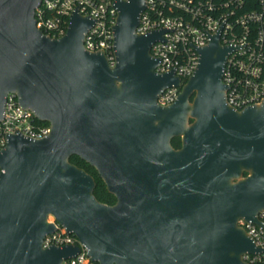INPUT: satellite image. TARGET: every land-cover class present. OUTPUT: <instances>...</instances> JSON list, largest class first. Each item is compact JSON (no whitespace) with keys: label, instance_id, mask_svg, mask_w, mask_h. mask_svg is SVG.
Instances as JSON below:
<instances>
[{"label":"water","instance_id":"water-1","mask_svg":"<svg viewBox=\"0 0 264 264\" xmlns=\"http://www.w3.org/2000/svg\"><path fill=\"white\" fill-rule=\"evenodd\" d=\"M39 1L0 0V119L14 93L49 126L38 139L8 134L0 150V264H59L78 252L41 247L48 215L97 264H247L241 255L260 249L236 222L257 223L264 209V98L241 110L225 103L220 78L234 48L211 35L180 85L154 70L161 31L134 32L144 0L114 3L113 66L83 49L92 22L76 11L59 38L37 30ZM170 86H180L176 99L158 105ZM72 155L112 205L94 198Z\"/></svg>","mask_w":264,"mask_h":264},{"label":"built area","instance_id":"built-area-1","mask_svg":"<svg viewBox=\"0 0 264 264\" xmlns=\"http://www.w3.org/2000/svg\"><path fill=\"white\" fill-rule=\"evenodd\" d=\"M117 0H40L33 11L34 25L44 36L61 37L73 11L91 20L83 33L82 47L87 52L103 53L108 66L114 65L113 25ZM161 31V39L150 45L149 53L157 60L155 72L172 73L180 85L196 68V49L218 34L220 45L233 47L222 68L225 103L235 110L258 105L264 98V0H144L134 32L147 34ZM180 86H170L157 96V104L174 102ZM32 112L23 109L14 93H7L0 119V150L6 135L21 134L38 139L49 131L48 124H38ZM1 172V169H0ZM256 222L238 219L256 253H243L247 264H264V209ZM53 229L41 240V247L77 246L78 252L59 264H97L89 259L85 248L51 216L46 217Z\"/></svg>","mask_w":264,"mask_h":264},{"label":"trees","instance_id":"trees-1","mask_svg":"<svg viewBox=\"0 0 264 264\" xmlns=\"http://www.w3.org/2000/svg\"><path fill=\"white\" fill-rule=\"evenodd\" d=\"M35 122L43 125L47 124L46 122H40L38 120H35ZM179 144H180L179 138L177 137L172 138L170 140V145L175 149L179 147ZM68 160L70 163L83 169L86 173L92 176L94 181V188L92 194L98 202L106 205H112L114 203L113 196L106 192L101 179L99 178V176L96 174L95 170L92 167H90L88 164H86L85 162H83L77 156L74 155L70 156Z\"/></svg>","mask_w":264,"mask_h":264},{"label":"flooded vegetation","instance_id":"flooded-vegetation-1","mask_svg":"<svg viewBox=\"0 0 264 264\" xmlns=\"http://www.w3.org/2000/svg\"><path fill=\"white\" fill-rule=\"evenodd\" d=\"M245 175H246V173H243V174H242V176H245Z\"/></svg>","mask_w":264,"mask_h":264}]
</instances>
